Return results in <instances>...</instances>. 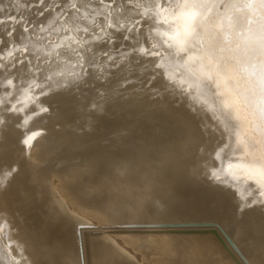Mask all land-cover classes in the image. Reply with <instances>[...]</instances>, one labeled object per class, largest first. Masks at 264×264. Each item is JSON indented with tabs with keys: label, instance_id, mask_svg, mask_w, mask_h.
Listing matches in <instances>:
<instances>
[{
	"label": "snow or ice",
	"instance_id": "6c2138e0",
	"mask_svg": "<svg viewBox=\"0 0 264 264\" xmlns=\"http://www.w3.org/2000/svg\"><path fill=\"white\" fill-rule=\"evenodd\" d=\"M45 3L35 0L28 7L40 8L41 18L54 13L51 24L57 20L70 25L88 23L69 27L70 34H66L60 28L50 29L44 19H0V142L13 122L23 137L18 143L30 158L37 137L46 134L44 129L30 133V124L46 121L63 102L83 119L79 135L100 132L98 140L105 146L155 152L177 169L183 158L176 142L194 128L202 139H215L218 151L210 157L214 167L234 147L232 121L240 117L233 114L246 110L248 117L242 123L247 138L237 139L236 144L259 152L253 167L264 174V0H98V8L90 6L91 0H57L50 8L42 7ZM222 6L223 14L212 12ZM105 7L107 12L102 10ZM242 10L251 14L240 16ZM125 14L132 17L131 27L115 18ZM165 25L169 31L161 32ZM226 31L239 41L234 47L217 42V36ZM161 35L168 38L154 43ZM33 40L43 47L33 51L29 47ZM174 48L193 51L188 60L200 66L201 82L215 89L209 98L190 95L191 84L178 83L161 71L158 61ZM125 62H134L139 72L122 75ZM65 63H70L72 71L63 70ZM240 80L246 83L242 86ZM104 121L110 122L107 131ZM253 133H259V138ZM20 172L18 163L0 157V193L9 189ZM210 172L211 179L221 180L217 171ZM256 209L264 212V182L241 197V217ZM18 237L14 222L0 209V245L18 256L19 264H35L28 242Z\"/></svg>",
	"mask_w": 264,
	"mask_h": 264
},
{
	"label": "bare ground",
	"instance_id": "6f19581e",
	"mask_svg": "<svg viewBox=\"0 0 264 264\" xmlns=\"http://www.w3.org/2000/svg\"><path fill=\"white\" fill-rule=\"evenodd\" d=\"M198 96L205 97L203 92L197 93L194 97ZM188 132L193 133V137H198L196 129L190 128ZM75 134V131H71L58 134L54 138L42 137L35 146V156L41 158L39 159L41 161L46 159ZM214 145L215 141L211 140L208 146L213 156L218 151ZM114 150L123 153L119 156V160H116L117 157H113L112 153L107 156L101 151L97 160L82 162L79 155H75L72 161L65 160L60 167L55 168L54 173L61 179L63 186L68 193L74 195L72 199L77 209L99 213L101 215L99 221L107 222L108 225L110 223L124 225L120 228L128 234L121 237L136 250L150 251L157 241L156 237L152 236L154 234L145 233L143 230L151 233L153 231L156 232L155 235L162 234L185 244L183 251L175 255L176 243L165 248L166 254L172 252L175 258L180 256L174 262L175 258L167 259L166 264H229L230 261L238 259L236 256L247 259L248 263L238 259L241 264H264V217L260 215L258 209L248 212L243 217L239 213L241 198L237 192L242 195L247 187L245 184H232L233 188L221 186L219 181H214L207 185L204 181L206 175L204 172L190 173L186 176L184 169L170 174L165 171V177L161 181L159 173L164 169L157 161H165L155 152L139 151L136 148L127 151L117 148ZM194 153L197 154L199 151L196 150ZM98 162H102L103 166L88 175L90 169ZM64 163H70L72 168L64 169L62 166ZM117 174L124 176L123 183L115 182ZM90 182H94L96 187L88 185ZM103 183L106 185L99 188ZM59 199L63 203L62 198ZM6 203L7 199L3 197L1 200L0 196V205ZM216 203H219V206H216ZM170 205L175 208L172 212ZM233 205L237 207V211L230 222L224 225L225 222L221 217L229 220L228 212H231ZM188 210L193 213L190 214ZM72 218V221L63 220L66 231L56 232L57 243L52 236L43 246L38 241L30 244L27 237L31 238L32 232L27 226L24 229V239L28 242L30 253L35 256L37 254L42 259L51 258L54 264H129L127 262L129 260L117 250L114 240L107 234L109 228L98 231L99 235L89 240L84 234L86 228H79L80 224L76 218ZM241 220L245 221V226L240 225ZM176 222H214L215 225L213 227L150 225ZM184 230L197 232L181 233ZM223 232L227 234L236 249L231 247ZM57 248H65L68 263L61 262L60 257H54L53 250ZM4 253L6 252L2 254Z\"/></svg>",
	"mask_w": 264,
	"mask_h": 264
},
{
	"label": "rangeland",
	"instance_id": "374dc122",
	"mask_svg": "<svg viewBox=\"0 0 264 264\" xmlns=\"http://www.w3.org/2000/svg\"><path fill=\"white\" fill-rule=\"evenodd\" d=\"M227 2H229V0H225V3ZM241 2H243V0H241ZM34 3L35 0H0V8H2V11H0V19H6L9 16H23L33 20L44 19L45 23L50 25V29L54 30L56 28H60L62 31H65L66 34H70L67 32L69 27H83L88 23V21H84L79 24L70 25L57 20L55 24H51L50 22L55 18V14L49 13L46 14L45 18L39 17L40 8L36 6L28 7V5ZM56 3L57 0H46V3L42 7H54ZM90 6L98 8V0H91ZM102 10L105 12L108 11L106 7ZM212 12L223 14L225 9L222 6L219 9H212ZM250 14L251 13L247 10H242L239 13L240 16ZM115 18L120 24L125 25V27H131L132 17L129 14H125L123 17L117 15ZM89 19H91V16ZM208 27L210 26H206V28ZM167 31L169 30L166 25L161 28V32ZM213 35L216 34L213 33ZM225 36L228 37V40H225ZM167 38V36L163 35L157 36L153 42L159 44ZM52 39L55 40L56 43L60 42L55 39L54 34ZM217 42L220 46L227 48L228 46L234 47L235 43L239 41L235 37L234 33L226 31L217 36ZM29 47L32 48L33 51H36L37 49H41L43 46L37 44L36 41L33 40L29 43ZM44 51L48 50L44 49ZM191 55H193V51L185 53L178 52L175 48L172 49L170 55H166L158 61L163 65L161 71L166 76H174L178 83L183 81L185 86L191 84L192 89L190 95L195 96L197 93L203 92L205 98H209L210 94L215 91V89L208 82H201L199 78L200 66L191 64L188 60V57ZM99 63L103 65V59H101ZM62 67L65 71H72L70 63H65ZM178 69L179 72L177 71ZM138 72L139 68L135 66L134 62L131 64L125 62L121 69V74L127 76H132L134 73ZM193 72L196 74H193ZM180 73H183V75ZM0 83H2V81H0ZM239 83L243 86L246 82L244 80H240ZM221 91H224V89L222 88ZM209 102L213 103V100L209 99ZM233 115H238L240 119L232 121L234 126L231 128V133L234 147L231 151H229L228 157L216 160L213 167L210 157L215 156L211 155V151L208 150L209 142L211 140L202 139L198 131V137H193V133L188 132L186 138L182 140L178 139L176 142L177 151L183 158L182 166L179 169L170 167L166 162L157 161V163H160L161 167L164 169V171L159 173L160 180L163 181L165 171L170 174L171 172H178L180 169H184L186 176L190 173L198 174L201 172L206 173V171H208V175H204V181H206L207 185H210L209 183H213L215 181L210 178V170H215L218 175H221V180H219V184L221 186H225V182L231 184L233 188L234 186L232 184H245L247 186L242 195L237 192L239 198L247 195L248 192L254 191L257 187V183L264 182V174L261 173L260 168L258 166L253 167V163L255 158L259 156V152H253L250 149H246L243 144H236L237 139L243 140L247 138V132L242 122L248 117V113L246 110H242L240 113H234ZM102 123L105 131H107L110 127V122L104 121ZM78 124H83V119L77 111L73 110L70 105L63 102L56 105L50 118L46 121L32 122L29 126L30 133L41 129L46 130L45 135L37 137L34 146L31 149L30 158L25 155L23 146L18 143V140H22L23 137L15 128L14 123L10 122L4 130L3 141L0 142V157L8 161H15L18 163L20 165L21 172L17 179L13 181V184L9 187V189L4 193H0L1 200L3 197L7 199V203L3 204V206L0 205V209H3L9 220L14 222L15 228L19 231L18 239L25 241L24 229L28 226L32 232L31 238L27 237L30 244L34 241H38V243H41L43 246L44 243H46L47 240H50V237L52 236L55 237V243H57L56 232L66 231V225L63 220L72 221V217H74L80 225H86L84 234L87 235L89 240H91L92 237L99 235L97 233L98 231H105L109 228L107 230V234H109L114 240L113 243L117 250H119L120 253L123 256H126L129 260H125L129 264H166L167 259H174L175 257L172 255V252L168 255L164 250L167 246H173L174 243H176L177 245L174 255L183 251L185 244L182 242L180 243L179 240L174 238L170 239V237L168 238L164 235L162 236V234L155 235L156 232L153 231L151 233V231L143 230L145 233L154 234L152 236H155L157 241L151 247L150 251L146 249L136 250L131 244L127 243L121 237V235L128 234L126 231L123 232L121 229L124 225L121 223H110L108 225L107 222L105 223L104 221H99L101 218L99 213H91L89 210L76 208L75 202L72 199L74 198V195L68 193L66 187L63 186L61 179L56 175V173H54L55 168L60 167L65 160L72 161L75 155H79L82 162H87L92 159L97 160L100 158L101 151H104L107 156L112 153L113 157H117L116 160H119V156L123 154L115 151L114 147H108L100 143L98 140V137L102 135L100 132L93 136L79 135ZM248 128L250 129L251 125H249ZM71 131H75L76 134L50 153L46 159L41 161L39 160L41 158L37 157V155L35 156L34 149L39 139L42 137L54 138L58 134H66ZM253 135L256 136V138H259L260 134L253 133ZM212 141H215V139H212ZM201 148H203V152H201ZM136 149L139 151L150 152L140 148ZM196 150H198L199 153H194ZM205 159H207V167H205ZM52 166L53 168H49ZM62 166L66 170L72 168L70 163H64ZM102 166L103 163L98 162L92 169H90L88 175ZM249 176L254 177V180H249ZM115 179V182L117 183H123L125 181L122 174H117ZM170 181L173 182V179L170 178ZM88 185L96 187L94 182H90ZM105 185L106 183H103L99 186V188H103ZM175 185H173V187H175ZM94 187L91 189L93 190ZM59 197L62 198L63 203ZM216 206H219V203H216ZM174 210L175 208L170 205V212ZM236 211L237 207L233 205L231 206V212H228L229 215L227 218H229V220L221 217V220L225 222L224 225L230 222ZM258 211L260 215L264 217V212L260 210ZM189 213L192 214L193 212L189 211ZM161 224L162 223L150 225L160 226ZM111 225H114V227ZM240 225L245 226V221L241 220ZM114 232L117 233L115 234ZM231 247L233 246L231 245ZM3 252L6 253L2 254ZM53 252L55 258L60 257L61 262L68 263V258L65 255V248H57L54 249ZM60 252L62 254L61 256ZM31 255L34 258L35 264H54V260L51 258L47 259L44 257V259H42V257L37 254L35 256L31 253ZM178 258H180V256L176 257L173 262ZM236 258L240 259L238 256H236ZM238 259L230 261L229 264H241L238 262ZM240 260H242L243 263H248L245 258ZM178 261H180V259ZM0 264H19V257L14 256L6 245H0ZM24 264H28V262L25 261Z\"/></svg>",
	"mask_w": 264,
	"mask_h": 264
},
{
	"label": "water",
	"instance_id": "95a60500",
	"mask_svg": "<svg viewBox=\"0 0 264 264\" xmlns=\"http://www.w3.org/2000/svg\"><path fill=\"white\" fill-rule=\"evenodd\" d=\"M163 226H166V227H174V226H197V227H201V226H214L215 223L214 222H188V223H183V222H176V223H163L161 224ZM193 232H197L196 230H184V231H181V233H193ZM223 235L225 236V238L228 240V242L233 246L234 249H236V247L234 246V244L232 243V241L230 240V238L227 236V234H225L223 232Z\"/></svg>",
	"mask_w": 264,
	"mask_h": 264
}]
</instances>
